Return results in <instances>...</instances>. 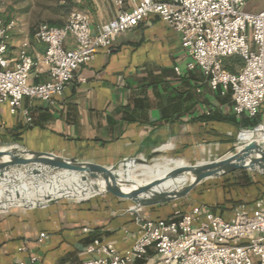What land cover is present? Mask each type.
Returning <instances> with one entry per match:
<instances>
[{
  "label": "crops",
  "instance_id": "1",
  "mask_svg": "<svg viewBox=\"0 0 264 264\" xmlns=\"http://www.w3.org/2000/svg\"><path fill=\"white\" fill-rule=\"evenodd\" d=\"M75 1L76 8L90 15L94 29L119 13L111 0ZM5 20L15 22L7 57L16 59L25 50L34 59L42 58L47 44L34 39L38 27L19 18ZM65 46L74 47L72 37ZM178 66L183 75L177 74ZM30 80L49 81L47 66L41 63ZM233 106L231 88L226 93L214 91L199 69L187 70L179 33L151 15L117 35L109 50L99 49L91 62L81 65L54 104L26 97L12 114L7 104L0 103V145L19 144L103 165L144 158L157 150L187 151L198 158L207 153L227 155L235 150L239 131L254 128L262 120L238 116ZM24 111L32 122L26 120ZM253 173L247 170L244 176L262 186V175ZM191 200L133 208L132 202L107 193L85 203L58 201L11 208L0 212V264H30L34 256L38 257L36 264H79L91 258L89 248L97 238L124 252L141 236L138 216L169 219L181 206L189 211L202 204ZM209 209L225 217L233 211L227 206ZM41 233L46 234L42 241ZM160 260L152 246L145 258L131 264Z\"/></svg>",
  "mask_w": 264,
  "mask_h": 264
},
{
  "label": "built area",
  "instance_id": "2",
  "mask_svg": "<svg viewBox=\"0 0 264 264\" xmlns=\"http://www.w3.org/2000/svg\"><path fill=\"white\" fill-rule=\"evenodd\" d=\"M111 1L119 13L95 29L90 15L78 8L62 26L41 23L34 39L46 43L47 50L40 59L25 50L16 59L7 57L15 22L0 18V103L7 104L12 114L26 97L54 104L79 67L91 62L99 49L109 50L117 35L156 15L179 33L187 70L199 69L214 91L226 93L230 87L236 115L262 117L256 127L239 131L235 149L250 141L241 139L243 133L264 137V8L247 11L249 0ZM68 37L74 40L73 48L65 46ZM234 55L244 60L236 73L224 67V60ZM41 63L47 66L50 80L33 83L32 72ZM176 72L184 73L179 66ZM24 115L32 122L27 111ZM136 222L141 236L131 248L121 252L97 238L89 248L91 258L79 264H131L145 258L152 246L161 256L157 264H264V195L236 205L230 217L199 204L189 211L176 209L169 219L138 216ZM44 238L41 233L40 240ZM30 262L36 264L38 257Z\"/></svg>",
  "mask_w": 264,
  "mask_h": 264
},
{
  "label": "water",
  "instance_id": "3",
  "mask_svg": "<svg viewBox=\"0 0 264 264\" xmlns=\"http://www.w3.org/2000/svg\"><path fill=\"white\" fill-rule=\"evenodd\" d=\"M159 153L160 150H157L148 157ZM174 156V154H169L163 162L176 159ZM128 160L136 163L146 162L145 158L135 156L114 165H103L95 161H82L54 152L31 150L19 144L0 145V185L4 187L5 184H10L11 179L24 184L25 179L16 177L19 173H25L27 178L45 179L54 171L75 172L79 174L83 182H94L96 194L93 196L107 192L132 202L133 208L153 207L186 199L202 182L237 170L244 169L264 175V140L254 138L245 142L235 152L215 160L190 164L180 159L183 160L181 165L172 167L162 176L141 180L131 179L121 173V169H126ZM142 175L137 174V176ZM180 178L183 182L177 181ZM167 182L172 183L164 186ZM9 187L11 184L8 185ZM8 188H4V192H8ZM54 200L50 198L39 202L34 207L47 205Z\"/></svg>",
  "mask_w": 264,
  "mask_h": 264
},
{
  "label": "rangeland",
  "instance_id": "4",
  "mask_svg": "<svg viewBox=\"0 0 264 264\" xmlns=\"http://www.w3.org/2000/svg\"><path fill=\"white\" fill-rule=\"evenodd\" d=\"M37 2L42 3H48V5H53L55 3V0H0V14L2 19H6L9 17L11 18H19V21L25 22L28 20L30 23L34 24L38 27L39 24L43 23L44 18L49 16L55 19H63V22L67 20L68 16H61L59 13H56L52 10H45L41 11V9L37 6ZM264 7V2L261 0H249V3L247 4L246 10H255L260 9ZM6 21V20H5ZM10 22V21H6ZM172 147V146H171ZM235 148V147H234ZM236 150V149H235ZM232 151V152H235ZM231 152V153H232ZM174 154L176 159H184L187 163L195 164L200 161H210L215 160L218 158H222L225 156L224 154H215V153H207L201 157H197L193 154H188L187 151L184 154V151L176 150L174 152H171V154ZM169 152H160L157 155H152L151 157H148L147 155L144 156L146 159V164H154L156 162H163L165 158L169 157ZM186 155V156H185ZM133 161L128 160L126 162ZM134 162V161H133ZM139 171V170H138ZM63 171H54L51 174H48L45 179L38 178L37 181L41 183H50L52 179L54 178V182H57L60 179V175H62ZM257 174V173H256ZM146 176H137L136 179H147ZM49 180V181H48ZM44 181V182H43ZM262 181L264 182V175H262ZM0 186L1 190L4 191V188H8ZM16 187H25V189H22L21 191H17ZM29 187L26 182L24 184L16 182V185L11 184V187H9V191L7 192L9 195H18V197L26 196L29 194V190L26 188ZM264 184L262 186H251L246 188H239L235 186L232 182L231 176H221L216 178H211L209 180H206L202 182L200 185L197 186V188L187 197L192 199L191 201L193 203H202L205 204L207 207L211 208L212 210L216 209L219 206H227L232 207L238 201L242 203L246 202L247 200H250L252 198H255L260 193L264 192ZM95 187H91V190L87 196L86 199L83 201H77L76 198H53L55 199L53 202L58 201H68L72 203H85L87 201H90L92 199H95L99 197L100 195L107 194V192L100 193L98 195H95ZM93 196V197H92ZM50 197H42L38 200V202L35 205H31L29 203V199L27 197H24L21 201L25 205L22 206H15V208L23 209V208H33L36 206L39 202L49 200ZM196 200V202H195ZM20 201H18L19 203ZM14 208V207H13ZM181 211H186L187 206L185 207H179L177 208ZM0 212H5L4 210H1ZM255 260V258L253 257ZM256 262V261H255Z\"/></svg>",
  "mask_w": 264,
  "mask_h": 264
},
{
  "label": "bare ground",
  "instance_id": "5",
  "mask_svg": "<svg viewBox=\"0 0 264 264\" xmlns=\"http://www.w3.org/2000/svg\"><path fill=\"white\" fill-rule=\"evenodd\" d=\"M256 134V133H255ZM243 140H252L253 138H261L264 140L263 135L260 133L257 136L254 135L253 132L243 133L241 136ZM171 145H165V148H170ZM183 160L180 159H168L165 162H156L154 164H146V163H136L135 161L126 162V169H121L122 174H126L127 177L131 179H136L137 174L141 173L143 176L154 178L162 176L164 173L169 171L172 167L176 165H181ZM139 170V171H138ZM62 173V172H61ZM18 179H25L26 184L29 186L26 189L29 190V194L26 196L18 197V195H9L7 192H4L0 188V211L4 210L5 212L15 206L25 205L21 201L24 197L29 199V203L31 205H35L38 200L42 197H50V198H76L77 201H83L87 198L91 187H95L94 182L87 181L83 182L79 176V174L75 172H67L63 171L62 175H60V179L57 182H54V178L50 183H41L38 182L36 177L27 178L25 173H19L16 175ZM139 177V176H138ZM10 184L16 185L17 181L9 180ZM49 181V180H48ZM178 182H183V179H178ZM44 182V181H43ZM172 182H167L164 186L171 185ZM7 184H5V187ZM1 186V185H0ZM25 189V187H16L17 191H21ZM96 194V189H95ZM18 201H20L18 203Z\"/></svg>",
  "mask_w": 264,
  "mask_h": 264
},
{
  "label": "trees",
  "instance_id": "6",
  "mask_svg": "<svg viewBox=\"0 0 264 264\" xmlns=\"http://www.w3.org/2000/svg\"><path fill=\"white\" fill-rule=\"evenodd\" d=\"M37 6L41 9V11H45L49 9V10L55 11L56 13H59L61 16L66 17L67 15L71 13L73 9L78 7V4L76 3L75 0H55V3L53 5H48V3L37 2ZM43 23H47L51 26H62L61 24L63 23V19H55V18L47 16L44 18ZM243 66H244V60L238 55L228 57L224 60L225 69L233 73L238 72ZM258 117H261V116H258ZM256 118H249V119H253L255 121ZM245 173H247V170L242 169V170H237L233 173L227 174L225 176H231L233 184L239 188H246V187L257 186V185L259 186L260 181H255L252 178L251 179L247 178L246 176H244ZM253 174L256 175L255 173ZM263 195H264V192L260 194V196H263ZM260 196L256 197L255 199L259 198ZM240 203L241 202L238 201V203H236L230 208L233 209L236 205Z\"/></svg>",
  "mask_w": 264,
  "mask_h": 264
}]
</instances>
